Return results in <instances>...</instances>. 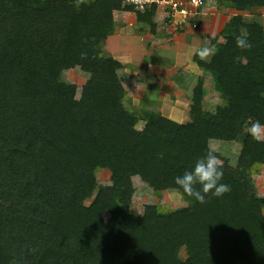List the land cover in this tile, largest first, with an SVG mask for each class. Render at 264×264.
I'll use <instances>...</instances> for the list:
<instances>
[{"label": "trees", "instance_id": "1", "mask_svg": "<svg viewBox=\"0 0 264 264\" xmlns=\"http://www.w3.org/2000/svg\"><path fill=\"white\" fill-rule=\"evenodd\" d=\"M209 1L236 12L264 7ZM122 2L0 0V264H264V195L255 184L264 137L246 130L264 123L263 24L235 13L232 25L252 47L225 35L210 40L217 51L207 61L194 54L225 103L205 110L198 77L192 118L181 122L126 106L121 63L101 49ZM132 12L157 26L155 7ZM75 67L88 73L79 93L62 78ZM210 139L236 140L240 150L235 164L223 162L231 191L201 204L174 177L211 149ZM134 177L157 192L177 190L186 205L134 212Z\"/></svg>", "mask_w": 264, "mask_h": 264}, {"label": "rangeland", "instance_id": "2", "mask_svg": "<svg viewBox=\"0 0 264 264\" xmlns=\"http://www.w3.org/2000/svg\"><path fill=\"white\" fill-rule=\"evenodd\" d=\"M114 13L117 23L115 31L113 36L109 35L101 43V49L114 57H122H118L121 65L117 72L127 92L126 106L139 113L150 109L159 111L181 122L192 118V89L198 77L204 78L202 107L205 110L213 111L218 105L225 103V99L213 88L211 72L193 61L194 50L211 47L210 40L214 37L224 41L225 35L231 38L240 35L231 21L235 13L255 19L264 26V7L236 12L219 7L213 1L206 2L203 14L199 15L201 20L197 28L186 27L177 32L163 25L159 15L157 26L152 31L148 24L136 21L132 11L123 8L121 12ZM209 58L203 60L207 61ZM62 78L74 84L79 93L88 73L75 67L64 71ZM141 126L142 123L139 124ZM209 146L222 162L235 164L240 150L238 141L210 139ZM97 177L99 184H105L109 180V172L102 170ZM255 184L257 192L264 195V165L255 177ZM133 185L131 209L138 214L142 213L146 204H159L171 209L186 205L177 190L157 192L138 177L133 178Z\"/></svg>", "mask_w": 264, "mask_h": 264}, {"label": "clouds", "instance_id": "3", "mask_svg": "<svg viewBox=\"0 0 264 264\" xmlns=\"http://www.w3.org/2000/svg\"><path fill=\"white\" fill-rule=\"evenodd\" d=\"M235 41L238 48L249 49L252 47L247 32L237 35ZM216 51L215 46H205L194 50L195 54L201 59H207L215 55ZM246 130L253 139L258 141L264 137V123H261L260 120L250 121ZM223 176V162L213 149H208L204 155L196 159L190 170L186 169L182 175L174 177V184L182 189L183 194L203 204L206 202L208 193L215 197H221L231 191L229 184L221 182ZM197 184L200 185V188L195 187Z\"/></svg>", "mask_w": 264, "mask_h": 264}, {"label": "built area", "instance_id": "4", "mask_svg": "<svg viewBox=\"0 0 264 264\" xmlns=\"http://www.w3.org/2000/svg\"><path fill=\"white\" fill-rule=\"evenodd\" d=\"M122 5L130 12L132 10L143 12L153 6L163 25L177 32L186 27L192 29L197 27L195 19L203 14L206 2L205 0H123Z\"/></svg>", "mask_w": 264, "mask_h": 264}, {"label": "crops", "instance_id": "5", "mask_svg": "<svg viewBox=\"0 0 264 264\" xmlns=\"http://www.w3.org/2000/svg\"><path fill=\"white\" fill-rule=\"evenodd\" d=\"M118 12H121V11H118ZM124 27H125V25H124ZM124 27H123V28H124ZM112 36H113V35H112ZM110 37H111V36H110ZM113 57H114V56H113ZM118 57H119V58H122V57H120V56H116V57H114V58L117 59V60L120 62V60H119Z\"/></svg>", "mask_w": 264, "mask_h": 264}]
</instances>
